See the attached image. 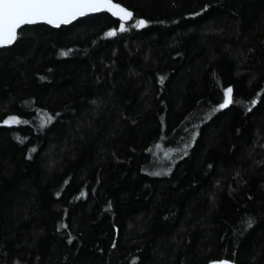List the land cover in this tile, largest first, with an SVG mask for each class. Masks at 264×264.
<instances>
[{"label": "trees", "instance_id": "16d2710c", "mask_svg": "<svg viewBox=\"0 0 264 264\" xmlns=\"http://www.w3.org/2000/svg\"><path fill=\"white\" fill-rule=\"evenodd\" d=\"M114 1L0 48V264H262L264 0Z\"/></svg>", "mask_w": 264, "mask_h": 264}, {"label": "snow or ice", "instance_id": "6c2138e0", "mask_svg": "<svg viewBox=\"0 0 264 264\" xmlns=\"http://www.w3.org/2000/svg\"><path fill=\"white\" fill-rule=\"evenodd\" d=\"M105 8L122 21L119 30L126 31L124 21L131 19L132 13L111 3V0H0V46L13 44L18 38V29L22 26L44 22L60 27L62 24L71 23L78 17L100 12ZM145 24L144 20H138L135 27H144ZM106 35L111 37L116 35V32L110 31ZM61 55H68V53L62 52ZM162 82L163 78H161ZM232 103V88L229 87L224 90L223 103L219 108H226ZM252 103L254 105L256 101ZM50 121L51 117H47L45 123ZM3 123L9 125L20 123V121L10 117ZM250 225L251 221H249ZM220 264H228V262L222 261Z\"/></svg>", "mask_w": 264, "mask_h": 264}, {"label": "water", "instance_id": "95a60500", "mask_svg": "<svg viewBox=\"0 0 264 264\" xmlns=\"http://www.w3.org/2000/svg\"><path fill=\"white\" fill-rule=\"evenodd\" d=\"M111 3L116 4V5H119L120 7H122V8H124V9H126L127 11L131 12V13H132V17H133L134 12H133L131 9L127 8L126 6L122 5V4L119 3V2H116V1H114V0H111ZM99 13H108V14H110L112 17H114V18L120 20V18H119L118 16L113 15L112 12L108 11L106 8H105L104 10L100 11V12L88 13L87 15L82 16V17H78L77 19H80V18H83V17H86V16H90V15H94V14H99ZM132 17H131V19H132ZM77 19H76V20H77ZM131 19H129V20H127V21H124V22H129ZM76 20H73L71 23H73V22L76 21ZM120 21H121V20H120ZM121 22H122V21H121ZM39 23H44V22H39ZM71 23H69V24H71ZM36 24H38V23H36ZM44 24H47V23H44ZM69 24H62V25H69ZM31 25H33V24H31ZM47 25H49V24H47ZM62 25H61V26H62ZM49 26H51V27H55L54 25H49ZM22 27H23V26H22ZM19 30H20V29H18V31H19ZM11 45H12V44H11ZM11 45L0 46V48L9 47V46H11ZM222 261H227V260H224V259H223V260H213V261H210L208 264H220V262H222ZM227 262H228V264H235V263H233V262H231V261H227ZM262 264H264V262H263Z\"/></svg>", "mask_w": 264, "mask_h": 264}]
</instances>
